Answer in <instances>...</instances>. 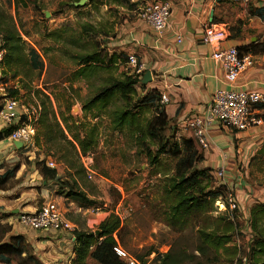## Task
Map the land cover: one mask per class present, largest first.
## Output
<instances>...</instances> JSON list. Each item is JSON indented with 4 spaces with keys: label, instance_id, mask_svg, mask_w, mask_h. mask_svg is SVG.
<instances>
[{
    "label": "crops",
    "instance_id": "1",
    "mask_svg": "<svg viewBox=\"0 0 264 264\" xmlns=\"http://www.w3.org/2000/svg\"><path fill=\"white\" fill-rule=\"evenodd\" d=\"M143 1L148 0L133 1L129 7L119 5L123 10L121 21L114 24L113 34L104 39V48L109 54L116 53L124 57L134 54L144 70H150L151 81L146 84V88H156L168 98L164 104L168 122L180 136L193 139L191 131L181 127L179 122L189 114L206 115L212 94L218 88L258 91L264 97V0H171V14L160 32L138 17L137 10ZM206 23L226 29L227 37L219 44L221 47H240L253 43L263 46L257 53L249 52L253 57L252 65L233 81L226 79L221 64L212 59L211 52L215 47L201 41ZM179 37L180 42L177 41ZM127 65L131 66L128 62ZM86 80L79 78L78 89L75 84L72 85L80 96L94 94ZM256 109L262 119L261 124L238 131L213 121L207 130L209 147L200 148L194 141L203 156L199 166L210 168L211 173L223 169V178L215 179V183L225 186L228 204L236 203L237 209L234 211L237 218L242 217L248 222L251 206L264 204V107L256 105ZM85 119L92 124L97 123L99 117L94 118L80 110L78 120ZM104 129L98 127L100 135ZM113 133L116 134L115 131ZM20 148L7 139L0 141V175L11 168L8 162L23 150V147ZM56 163L55 178L64 177L65 166L61 162ZM36 179L45 183L40 169L35 174V181L31 180L28 173L22 178V174L15 171L0 185V239L2 242L9 241L11 236L20 235L24 246L21 256L30 255L38 264H70L74 256L72 233L45 232L17 225L19 212L37 208L27 204V196L40 197V183ZM52 200L58 203L76 229H87L91 225V219L84 216L87 210L76 201L58 195L53 196ZM107 214L104 212L99 221ZM15 257L18 258L17 263ZM19 258L11 256L9 262L0 258V264H19Z\"/></svg>",
    "mask_w": 264,
    "mask_h": 264
},
{
    "label": "trees",
    "instance_id": "2",
    "mask_svg": "<svg viewBox=\"0 0 264 264\" xmlns=\"http://www.w3.org/2000/svg\"><path fill=\"white\" fill-rule=\"evenodd\" d=\"M78 0H74L77 2ZM96 0H89L94 2ZM118 5L131 6V0H114ZM85 6V5H84ZM80 8L81 6H74ZM264 11L262 13V16ZM83 34L92 33L97 35L107 31H98L93 26L83 23ZM55 31L51 33V36ZM58 36V34H57ZM56 36V37H57ZM105 39V38H104ZM0 50H3L0 63L13 75L20 76V82L25 89L28 83L23 77L31 80L32 71H41V61L34 50L27 51L25 43L12 21L0 13ZM103 41V40H102ZM105 42L103 43V45ZM240 54L257 53L263 46L254 43L247 46L237 47ZM120 54H109L101 45H94L92 50L82 53L71 54L70 58L76 68L69 74V80L78 78L89 80L91 74L97 72L99 67L115 69L122 67L119 75H109L102 83L96 86L95 93L89 97L83 105V111L92 117L98 114L93 109L100 111L107 106H116L108 114L109 124L112 131L126 133L132 139H136L142 152L156 171H160V156L165 155L174 159L171 169L162 170L167 176L163 185L165 207L161 211L162 222L175 232L180 233L191 225L192 220L202 219L201 225H196L197 243L191 251L186 246L173 243L164 253H158V264H186L192 262L196 256H207L219 249L228 252L235 230V217L222 213L213 216L214 201L225 192V186L214 185L216 181L210 168L200 167L203 156L195 146L194 140L174 134L176 128L169 125L168 117L161 104V94L156 88H146L141 84V78L145 70L136 72L134 67L127 65V58ZM140 63V62H139ZM139 89V90H138ZM33 92L40 93L32 88ZM141 91V92H139ZM44 98L41 100L42 111L37 118L39 131L45 141L62 140L64 149L59 159L76 174L84 169L78 161V151L86 153L92 151L97 145L98 123H90L86 119L77 120L71 113V106H66L65 112H56L46 106ZM264 107V101L257 104ZM1 109V105H0ZM148 114H151L148 117ZM16 125L8 124L0 128V141L6 139ZM172 129L169 135L163 132L166 128ZM37 127V126H36ZM67 131L70 136L65 132ZM21 149V148H19ZM75 151V154H71ZM18 169V165L6 169L0 175V185L5 182ZM45 183H41L38 192L43 203L53 201V195L76 201L81 207H91L96 201L87 191L78 187L75 180L67 181L55 178V168L48 167L45 162L39 168ZM155 171V172H156ZM171 171V173H170ZM226 200L225 206L228 209ZM250 251L251 261L249 264H264V204L256 203L249 210ZM236 216V215H234ZM123 222L113 212L98 223V233L92 230L75 229L73 252L74 256L70 264H87L92 259L98 264H129V256H121L117 253L120 242L117 237L123 229ZM24 246L20 235H13L9 241L2 242L0 239V258L9 262L11 256H19V264H38L30 255L22 257ZM197 252L198 255H194ZM149 253V252H148Z\"/></svg>",
    "mask_w": 264,
    "mask_h": 264
},
{
    "label": "rangeland",
    "instance_id": "3",
    "mask_svg": "<svg viewBox=\"0 0 264 264\" xmlns=\"http://www.w3.org/2000/svg\"><path fill=\"white\" fill-rule=\"evenodd\" d=\"M84 5L75 8L74 0H0V13L13 22L27 51L34 50L41 61V71H32L31 80L23 77L28 83L27 89L20 82V76H14L12 71L7 70L0 63V85L4 87V94L0 92L1 107L3 97L6 95L16 98L29 110L38 104L42 111L41 100L47 98L46 106L54 110L59 119V111L65 112L66 106L69 105L71 113L78 120V114L80 110H83V105L90 96H80L74 91L72 85L75 84V88L78 89L79 78L69 80L70 72L76 68L70 55L90 51L94 45L104 47V38L113 34V26L121 21L123 13L114 0L94 2L87 0ZM44 11L49 12L48 17H45ZM83 23L93 26L98 31H107L109 35L105 36L103 32H99L96 36L91 32L83 34L81 30ZM53 31L55 34L51 36ZM121 69L122 67L117 69L99 67L97 72L91 74L89 80L85 82L95 93L96 86L100 85L104 78L109 75H119V71H123ZM32 88L40 93L33 92ZM114 102L119 107L118 100ZM116 106L109 105L100 111L93 109L99 117V120H96L98 127L105 129L101 135L98 132L97 145L93 149L92 170L94 173L91 179L86 177L84 171L76 174L59 159L65 147L64 142L62 140L46 142L37 123L32 142L18 152L16 158L10 160L8 165L13 167L17 164L18 169L15 171L21 173L22 178H25L28 173L31 175V180L35 181V174L43 162L51 159L63 163L68 170L64 167L65 176L59 179L75 180L77 185L83 187L96 201L91 207H82L85 210L89 209L84 216L91 219V225L86 228L94 233L99 232L98 223L104 212L124 213V215L126 213L123 229L117 237L120 242L119 248L140 264H158L157 254L166 252L173 243L186 246L189 251L192 250L197 243L196 226L201 225L202 219L192 220L191 225L180 233L173 231L162 222L161 211L165 207L163 185L167 178L162 170L171 169L175 160L165 155L160 156L161 167L158 172L148 163L142 147L138 145L134 137L130 139L126 133L117 131L114 134L109 124L108 114L112 109L117 108ZM20 112L22 113L23 110ZM150 115L148 114V117ZM5 125L8 124L0 121V128ZM171 131L172 129L168 126L163 133L169 135ZM173 131L174 134H178L175 130ZM65 132L70 136L67 131ZM71 154H75V151ZM77 156L81 164L79 154ZM36 181L41 184L40 180L36 179ZM213 184L216 185L215 182ZM28 191L31 190L28 189ZM227 194L228 191L216 198L212 215L226 213L235 217L236 225L229 246L230 250L225 252L219 249L218 252H211L207 256H196L197 258L186 264H249L251 261L249 222L242 217L237 218V213L230 210L229 206L226 209ZM27 197V204H33L37 208L43 204L40 197L31 195ZM96 207L102 208L99 214L95 211ZM193 223L197 225L194 227ZM17 225L25 227L18 223ZM194 255L198 253L194 252ZM258 257L264 258L263 255ZM14 261L17 263L18 258L15 257ZM87 264L98 263L88 259Z\"/></svg>",
    "mask_w": 264,
    "mask_h": 264
},
{
    "label": "built area",
    "instance_id": "4",
    "mask_svg": "<svg viewBox=\"0 0 264 264\" xmlns=\"http://www.w3.org/2000/svg\"><path fill=\"white\" fill-rule=\"evenodd\" d=\"M138 1V0H132ZM233 2H241L247 0H230ZM171 0H148L143 1L137 10L140 19L148 23L156 32H160L167 24V20L171 14ZM264 23V14L262 16ZM227 37L226 29L217 27L215 24L206 23L202 29L201 41L205 44L215 47L211 52L214 61L219 62L225 71L226 79L233 81L238 75L250 67L253 63L252 54H240L236 46L221 47L219 44ZM180 42V37L177 39ZM3 50H0V60ZM127 62L135 68L136 72L144 69L134 54L128 55ZM3 85H0V92L3 93ZM264 101L263 95L258 91L233 90V89H216L210 99L206 115L193 113L185 116L180 122V126L191 131L195 143L200 148H208L209 140L207 136L208 126L211 122L217 121L223 127L243 131L251 126L262 123L261 117L257 114L256 105ZM161 104H166L168 98L161 95ZM23 110L21 113L20 111ZM40 106L37 104L29 110L20 104L19 100L14 97L4 95L3 104L0 109V121L4 124H14L15 128L6 138L13 144V141H21V147L26 148L32 142L36 134V121ZM20 121V122H19ZM81 165L88 179L92 178L94 173L92 151L80 153L78 151ZM45 164L50 168H56V161L47 160ZM213 177L217 180L223 178V169L219 168L213 173ZM229 209H237L235 202L229 203ZM92 209V208H90ZM96 213L101 212V207L95 208ZM89 210V209H87ZM105 210V208H104ZM128 211V208L126 212ZM123 222L126 213H115ZM125 217V218H124ZM16 221L33 230L48 231H67L72 233L76 227L65 216L61 207L55 201L44 202L40 207L31 211H21L17 214ZM74 238V236H73ZM119 255L125 256L126 253L116 248ZM129 264H140L135 259L129 257Z\"/></svg>",
    "mask_w": 264,
    "mask_h": 264
},
{
    "label": "water",
    "instance_id": "5",
    "mask_svg": "<svg viewBox=\"0 0 264 264\" xmlns=\"http://www.w3.org/2000/svg\"><path fill=\"white\" fill-rule=\"evenodd\" d=\"M87 0H78L77 2H75V5H78V6H82L84 5V3L86 2ZM219 1V0H217ZM44 14H45V17H48L49 16V12L48 11H44ZM151 81V72L149 69L145 70V72L143 73L142 75V78H141V84L143 86H145L148 82ZM14 145L16 148H20L21 145H22V142L21 141H13ZM45 182V181H44ZM98 233V232H96Z\"/></svg>",
    "mask_w": 264,
    "mask_h": 264
}]
</instances>
